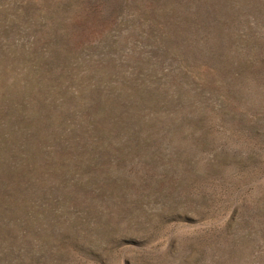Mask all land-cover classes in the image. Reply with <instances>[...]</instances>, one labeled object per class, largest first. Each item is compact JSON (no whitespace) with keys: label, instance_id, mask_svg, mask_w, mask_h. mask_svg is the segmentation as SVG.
Segmentation results:
<instances>
[{"label":"rangeland","instance_id":"374dc122","mask_svg":"<svg viewBox=\"0 0 264 264\" xmlns=\"http://www.w3.org/2000/svg\"><path fill=\"white\" fill-rule=\"evenodd\" d=\"M0 264H264V0H0Z\"/></svg>","mask_w":264,"mask_h":264}]
</instances>
